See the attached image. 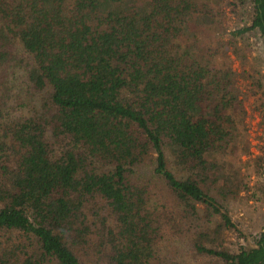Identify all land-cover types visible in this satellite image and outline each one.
Here are the masks:
<instances>
[{"label": "trees", "instance_id": "1", "mask_svg": "<svg viewBox=\"0 0 264 264\" xmlns=\"http://www.w3.org/2000/svg\"><path fill=\"white\" fill-rule=\"evenodd\" d=\"M218 1L0 0V264H264V226L227 243L248 184L211 157L239 93L193 40ZM230 4L215 36L246 62L264 0Z\"/></svg>", "mask_w": 264, "mask_h": 264}, {"label": "rangeland", "instance_id": "2", "mask_svg": "<svg viewBox=\"0 0 264 264\" xmlns=\"http://www.w3.org/2000/svg\"><path fill=\"white\" fill-rule=\"evenodd\" d=\"M231 1L219 0L216 6L219 9L222 5L221 20L225 26L222 34H216L219 30L205 24L197 29V39L193 40L197 45L205 42L210 48L213 47L212 50L208 48V52L213 51L215 54L212 60L214 64L225 62L237 72L235 83L239 90L238 100L232 105L236 108L232 114L236 131L225 151L211 154L226 173L242 175L248 184L240 193L242 197L226 202L228 213L238 228L237 231L228 230L226 233L230 249L235 250L239 245H254L256 236L264 226V180L261 173L264 169V45L256 33L247 32L244 38L245 42H249V49L246 50L245 62L231 49L224 50V47L217 43L216 36L217 38L222 36L225 40L228 30L236 28L243 18L241 14L236 15L230 10ZM202 39L205 41L202 42ZM240 42L241 38H238V43ZM258 80L261 82L259 85ZM258 155L263 157L260 167L257 163ZM180 251V264H200L203 258L190 253L189 248L184 245L180 247Z\"/></svg>", "mask_w": 264, "mask_h": 264}]
</instances>
